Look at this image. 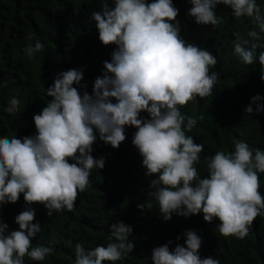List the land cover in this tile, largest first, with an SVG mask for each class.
Returning <instances> with one entry per match:
<instances>
[{"label": "clouds", "instance_id": "1", "mask_svg": "<svg viewBox=\"0 0 264 264\" xmlns=\"http://www.w3.org/2000/svg\"><path fill=\"white\" fill-rule=\"evenodd\" d=\"M113 3L92 16L99 41L104 46L116 45L111 62L103 64L105 74L94 82L92 94L81 96L73 87L80 84L82 70L62 72L45 90L50 102L33 116L36 135L22 140L0 138V204L15 203L23 193L26 204H42L49 217L53 211L72 210L78 192L89 185L91 170L105 164L103 158L91 155L95 133L102 142L117 148L126 138L125 126H131L137 129L132 144L143 158L146 175L158 177L151 181L155 191L149 196L157 202L165 221L173 213L188 217L202 212L205 222L220 221V235L244 238L264 210L258 176L264 173V151L237 141L234 152L221 151L206 158L208 175L201 179L194 163L204 145L185 134L196 119L180 111L196 97L211 94L219 76L209 71L217 64L215 56L180 38L178 24L171 23L178 14L171 0ZM190 3L188 14L196 24L218 25L221 19L213 11L218 4L231 8L234 17L254 19L259 31L248 33L253 42L235 33L234 54L245 65L258 59L264 82V51L256 55V49L264 45L255 42L264 34V16L256 0ZM42 49L36 42L25 52L31 59ZM259 100V96L253 98V102ZM20 104L13 97L6 111L15 113ZM261 110L259 106L256 109ZM244 111L251 114L253 109L249 106ZM141 112H147L150 119H139ZM34 216L31 209L21 212L15 218L19 230L7 235V225L0 224V264H24L26 255L43 261L52 253L50 247H32V238L41 231L39 224L32 223ZM109 233L114 242L107 246L86 250L77 243L75 264L114 262L132 252L134 243L128 241L131 226L117 222ZM185 236V245H177L174 251L170 252L167 244L153 249V264H220L213 257L200 258L202 240L195 232L187 231Z\"/></svg>", "mask_w": 264, "mask_h": 264}, {"label": "trees", "instance_id": "2", "mask_svg": "<svg viewBox=\"0 0 264 264\" xmlns=\"http://www.w3.org/2000/svg\"><path fill=\"white\" fill-rule=\"evenodd\" d=\"M171 2L178 10L171 23L178 24L180 38L209 51L217 60L209 70L219 73L211 94L196 97L180 108L185 117L196 119L191 131L186 130L185 134L204 145L194 163L204 179L208 175L206 158L221 151L234 152L237 141L264 151V82L260 79V65L258 59L245 65L234 54V34L239 33L251 43L248 33L259 29L253 18L234 17L231 8L223 4L213 9L221 19L218 25L196 24L188 14L190 0ZM256 3L264 16V0ZM112 6L113 0H0V138L15 136L22 140L36 135L33 116L50 102L45 90L62 72L82 70L80 84L73 87L81 96L85 92L92 94L96 78L105 74L104 62H111V54L116 50V45L104 46L99 41L92 16ZM36 42L43 49L29 59L25 49L34 47ZM255 42L264 45V34ZM262 51L264 47L256 49L257 57ZM257 96L260 100L253 102ZM13 97L21 101L19 111L8 113L6 109ZM249 106L253 109L251 114L244 111ZM258 106L260 112L256 111ZM138 118L150 119L147 112H141ZM136 131L125 126L126 138L117 148L102 142L95 133L97 139L91 146V155L94 159L103 158L105 164L102 169L91 170L89 185L78 192L72 210L53 211L49 217L42 204H26L23 193L15 203L0 204V224L7 225L5 235L18 231L15 218L31 209L35 213L32 223L41 228L32 238V247L53 249L43 261L26 255L24 264H75V245L80 243L86 250L107 246L114 242L109 229L117 222L131 226L128 241L134 243V249L120 260L104 264H153V249L167 244L171 252L177 245L184 246L187 231L201 238V259L213 257L220 264H264V210L244 238L220 235V221L214 218L207 223L202 212L188 217L173 213L169 220H164L157 202L149 196L155 191L151 181L158 177L146 175L143 158L132 144ZM73 162L69 159V163ZM258 176L259 191L264 196V173ZM138 205L145 207L142 210Z\"/></svg>", "mask_w": 264, "mask_h": 264}]
</instances>
